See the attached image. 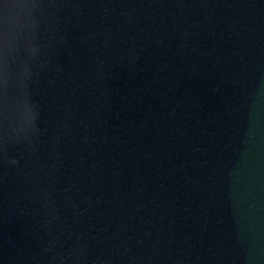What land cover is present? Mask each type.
I'll return each mask as SVG.
<instances>
[{
	"label": "water",
	"instance_id": "water-1",
	"mask_svg": "<svg viewBox=\"0 0 264 264\" xmlns=\"http://www.w3.org/2000/svg\"><path fill=\"white\" fill-rule=\"evenodd\" d=\"M0 264H264V0H0Z\"/></svg>",
	"mask_w": 264,
	"mask_h": 264
}]
</instances>
